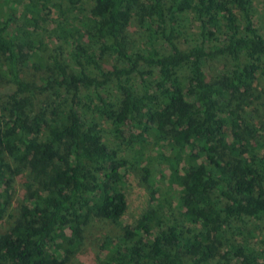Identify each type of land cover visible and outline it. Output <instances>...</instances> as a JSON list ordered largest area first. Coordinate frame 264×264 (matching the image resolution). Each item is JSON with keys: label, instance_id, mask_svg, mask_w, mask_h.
<instances>
[{"label": "trees", "instance_id": "1", "mask_svg": "<svg viewBox=\"0 0 264 264\" xmlns=\"http://www.w3.org/2000/svg\"><path fill=\"white\" fill-rule=\"evenodd\" d=\"M137 2L0 0V81L10 86L0 93V264H75L91 220L119 223L131 162L105 144L102 122L118 140L133 135L135 157L148 140L164 148L169 174L159 191L142 158L148 207L106 238L100 264H259L258 241L231 227L264 218V121L235 118L264 107L253 0ZM136 11L144 31L133 48ZM210 62L225 66L216 83ZM18 181L24 201L2 222Z\"/></svg>", "mask_w": 264, "mask_h": 264}, {"label": "rangeland", "instance_id": "2", "mask_svg": "<svg viewBox=\"0 0 264 264\" xmlns=\"http://www.w3.org/2000/svg\"><path fill=\"white\" fill-rule=\"evenodd\" d=\"M138 8L142 7V0H138L137 2ZM253 9H254V18L257 20V28L258 30L264 34V0H253ZM49 17L54 18L56 16V12L54 8L49 10ZM135 19L131 22L128 32L131 36V40L133 43V48H137L142 45V35L144 29L140 25L141 13L136 11L134 13ZM185 28L187 29V37L191 38V35L197 36L196 32V22H193L190 17L187 15L185 19ZM53 26V25H52ZM51 26V28H52ZM49 31H45L44 29L39 34L40 40L46 42L48 47L53 46L54 43L50 42L51 39L48 37ZM193 36V37H194ZM57 43V41H54ZM183 44V42H182ZM113 58H109V62ZM222 68L224 69L225 66H222V63L210 62L206 63L205 69L210 81L216 83L222 75ZM258 87L261 89V92L264 97V81L260 80L258 82ZM10 90V86L7 85L5 82L0 81V93L4 91ZM112 94H115L114 90ZM264 102V98L261 99ZM261 102V101H260ZM262 106V105H261ZM260 106V108H261ZM31 106L28 107L30 109ZM263 107V106H262ZM255 108H259V106H255ZM259 108V109H260ZM246 111L241 112L239 111V115L235 118L240 123L244 122H251L255 126H260L261 122L264 121V107L261 109V114L257 113L258 110H253L250 108H245ZM246 112V113H245ZM101 127L103 128L102 136L103 141L108 146L109 149L114 150L116 155L119 158H125L131 162L127 172L125 174V183L123 186V191L127 198V209L120 219L119 223H111L108 221H101L99 219H93L90 223L85 227L83 232V240L80 248L77 251V261H74L75 264H100V261L105 255V248L104 243L106 242V238H114L116 235H120L123 231L125 225H134L138 218H140L141 214L146 211L149 202V188L146 183L141 180V176L143 171L141 170V166L145 165V161L147 162V166L151 172V176L154 179V183H151L154 188L159 189V191L167 190V177H163V175H168L169 170L164 165L161 164L159 150L164 151V148H154L152 146V141L148 140L147 143H143L146 148L143 151L142 157L137 156L135 157V150L132 149V145L134 148L138 149V143L132 142L130 132L124 131L125 139L118 140L114 137L113 131L111 129V125L109 123L102 122ZM139 132V131H138ZM136 132V134L138 133ZM230 134V131H228ZM132 134H134L132 132ZM229 138V137H228ZM165 152V151H164ZM134 157L138 160L135 162ZM172 189H177V186L171 185ZM25 189L18 181L15 185L14 192H13V203L11 204V208L7 211L4 215L3 221H11L9 213L15 214L20 208L24 201L25 196ZM170 198L167 199L169 201ZM172 200V199H171ZM166 201V203H167ZM175 203V201H174ZM170 213H167L171 218H176L177 220H181L182 217L180 216L179 212L174 209L173 207L169 209ZM10 218V219H9ZM183 224V223H182ZM185 227L188 224L184 225ZM232 231H246L251 232L248 235L251 238H254L258 241V246L262 249L263 255H261L259 264H264V218L259 220V222H251L247 219L241 220H234L231 224ZM1 228V227H0ZM190 233L187 234L189 236ZM76 256V255H75ZM71 260L74 258H72ZM230 258V257H229ZM70 263V262H69ZM211 264H239L233 259H229L228 263L224 262V259L221 257H216Z\"/></svg>", "mask_w": 264, "mask_h": 264}]
</instances>
